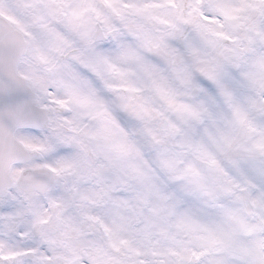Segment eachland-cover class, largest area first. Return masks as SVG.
I'll return each mask as SVG.
<instances>
[{
	"label": "snow or ice",
	"instance_id": "6c2138e0",
	"mask_svg": "<svg viewBox=\"0 0 264 264\" xmlns=\"http://www.w3.org/2000/svg\"><path fill=\"white\" fill-rule=\"evenodd\" d=\"M0 264H264V0H0Z\"/></svg>",
	"mask_w": 264,
	"mask_h": 264
}]
</instances>
